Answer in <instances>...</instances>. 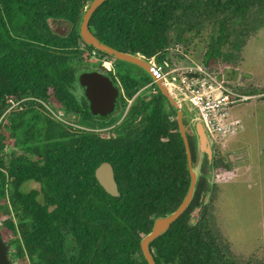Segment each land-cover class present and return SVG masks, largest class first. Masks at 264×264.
Listing matches in <instances>:
<instances>
[{
	"label": "trees",
	"instance_id": "1",
	"mask_svg": "<svg viewBox=\"0 0 264 264\" xmlns=\"http://www.w3.org/2000/svg\"><path fill=\"white\" fill-rule=\"evenodd\" d=\"M91 1L0 0V235L15 264H149L142 236L190 185L176 112L155 84L120 122L152 78L84 42L78 26ZM89 26L115 49L166 68L202 53L212 71L242 62L264 28V0H106ZM94 58L124 89L105 118L91 113L79 83ZM190 147L195 166L191 137ZM103 161L114 167L119 197L95 176ZM212 166L232 168L216 154ZM201 171L186 211L151 244L156 264H234L212 208L207 156ZM27 181L40 188L23 191Z\"/></svg>",
	"mask_w": 264,
	"mask_h": 264
},
{
	"label": "rangeland",
	"instance_id": "2",
	"mask_svg": "<svg viewBox=\"0 0 264 264\" xmlns=\"http://www.w3.org/2000/svg\"><path fill=\"white\" fill-rule=\"evenodd\" d=\"M201 55L187 56V60L173 57V69L200 63ZM98 65V59L94 58L89 67L96 69ZM185 72L186 69H183L167 77V84L175 96L177 92L174 86L182 88L179 79L186 75ZM210 73L224 89L232 92V99H237L226 107L225 116L220 119L223 130L219 131L217 126L211 127L212 133L209 134L214 142L215 154L224 156L227 152L242 149L248 153L246 161L234 160L235 164L228 171L213 169L209 181L216 184L215 196L211 199L212 208L216 210L214 215L219 232L231 241V251L258 253L261 256L258 258L264 259V28L245 48L242 62L237 66L219 67ZM219 93L217 91L216 95ZM132 104L133 100L128 99L120 121ZM184 109L189 120L187 107ZM58 116L67 121L62 111ZM235 120H241V123L234 128L230 125ZM204 159L205 155L198 153L196 165L200 176ZM34 188H40L35 181L22 185L23 191ZM13 256L11 259L15 264Z\"/></svg>",
	"mask_w": 264,
	"mask_h": 264
},
{
	"label": "water",
	"instance_id": "3",
	"mask_svg": "<svg viewBox=\"0 0 264 264\" xmlns=\"http://www.w3.org/2000/svg\"><path fill=\"white\" fill-rule=\"evenodd\" d=\"M105 1L106 0H92L86 5L78 26L81 38L89 47L103 52L112 58L138 65L144 69L154 81H156V85L168 98L169 103L177 114L179 130L186 146L187 164L191 175V181L184 200L175 211L158 217L155 220L152 230L141 241L142 250L149 264H156L154 256L150 250V244L159 236H161L185 212L194 197L196 185L200 176L197 165L194 166L192 162V154L187 136V127L183 121L185 107H187L189 112V122L193 132L196 135L198 153L207 156L210 162V174L208 178H211L214 169L212 166L215 155L214 142L211 135L204 127L203 122L196 109L193 107L188 95L182 92L180 86H174L175 91L177 92L175 96L170 85H168L166 81L159 79L158 75L154 72L146 59L140 55L124 53L115 49L114 47L100 40L91 31L89 26L90 19L98 7L101 6ZM79 83L84 91L85 97L89 102V109L95 117L105 118L116 112L119 107L120 91L108 76L97 71L85 72L80 75ZM233 156V154L230 155V157ZM95 176L107 193L114 197L120 196L119 186L115 178L114 167L109 161H103L99 164L95 170ZM209 197L210 192L207 194L206 201H208ZM9 250V245L0 235V264H12L9 256Z\"/></svg>",
	"mask_w": 264,
	"mask_h": 264
},
{
	"label": "built area",
	"instance_id": "4",
	"mask_svg": "<svg viewBox=\"0 0 264 264\" xmlns=\"http://www.w3.org/2000/svg\"><path fill=\"white\" fill-rule=\"evenodd\" d=\"M143 58L146 59L148 64L158 75L159 79L166 82L168 81L167 77L169 75H173L177 71L186 69V75L179 79V84L182 85V91L184 90V93L188 95L193 107L196 109L208 132L212 133L211 127L214 126H217L219 131L223 130V127H220V119L225 116L224 111L226 107L235 103L234 100L237 99H232V92L229 93L228 90L223 88L221 83L211 77L212 74L209 69L204 67L203 64L197 62L187 67L182 66L175 69H173L175 66H173V63L166 68L164 65L158 64L155 57L147 59L143 56ZM174 79L176 80V78ZM217 91L220 92L219 95H216ZM240 123L241 120H235L230 126L235 128V126Z\"/></svg>",
	"mask_w": 264,
	"mask_h": 264
},
{
	"label": "flooded vegetation",
	"instance_id": "5",
	"mask_svg": "<svg viewBox=\"0 0 264 264\" xmlns=\"http://www.w3.org/2000/svg\"><path fill=\"white\" fill-rule=\"evenodd\" d=\"M140 55V54H139ZM141 57H143L142 55H140ZM179 59V58H178ZM187 60V59H186ZM113 65L114 66H116L117 65V62L116 61H114V63H113ZM138 66V65H137ZM144 70V69H143ZM94 71H97V72H100V73H103L104 75H106V76H108L111 80H112V82L114 83V85L116 86V87H118L119 88V91H120V94H119V104H121V96L123 95V93H124V89H122V87L119 85V82H118V78L117 77H114L113 75H110L109 73H107V72H105V71H103L102 69H101V67H98V68H96V69H91V70H89V71H85V72H94ZM145 71V70H144ZM85 72H82V73H85ZM82 73H80V75L82 74ZM149 75V74H148ZM150 76V75H149ZM151 77V76H150ZM152 78V77H151ZM154 84L156 85V81H154L153 79H152V82H150V83H148L147 85H145L144 87H142V88H140L137 92H136V94L132 97V98H130V100H133V104L136 102V100L139 98V97H141L142 96V94H148V92L149 93H151V92H153V93H156L157 92V89L156 88H151V87H153L154 86ZM157 86V85H156ZM158 87V86H157ZM151 89V90H150ZM159 89V88H158ZM160 90V89H159ZM167 98V97H166ZM128 102V101H127ZM132 104V105H133ZM131 105V106H132ZM120 106V105H119ZM127 106V105H126ZM130 106V107H131ZM126 108V107H125ZM172 108V106H171V104L169 103V101H168V98H167V103H166V105H165V109L167 110V111H169L170 109ZM173 109V108H172ZM124 111H125V109H124ZM128 111H129V109H128ZM128 111H127V113H128ZM120 111H118L117 112V114L119 113ZM127 113H126V115H127ZM126 118V116L124 117V118H122V121L124 120ZM171 119L172 120H174V119H176L177 120V123H178V118H177V114L175 113V115H173V116H171ZM183 121H184V124H185V126L187 127V136H188V141H189V146H190V137L193 139V144H194V147H195V150H196V152H195V159L197 158V161H198V148H197V140H196V135H195V133L193 132V130H192V127H191V124H190V122H189V120L187 119V117H186V115H184V119H183ZM121 122V121H120ZM178 132L180 133V130H179V123H178ZM181 134V133H180ZM182 136V135H181ZM184 140V139H183ZM185 143V142H184ZM186 147V146H185ZM190 150H191V147H190ZM187 153V152H186ZM191 154H192V151H191ZM234 155L233 157H230V155ZM248 155V153L244 150V149H242V150H239V151H235V152H227V153H225V158H226V161H228V162H230L231 163V165H232V167H233V165L235 164V161L234 160H236V161H246V159H247V156ZM192 162H193V154H192ZM195 162V161H194ZM193 162V163H194ZM203 163H204V161H203ZM202 168H203V164L201 165V170H202ZM202 172V171H201ZM201 176H202V173H201ZM201 176H199V179H200V177ZM198 179V180H199ZM186 211V210H185ZM169 214V213H168ZM167 215V214H166ZM157 219V218H156ZM155 219V220H156ZM179 219V218H178ZM154 223H155V221H154ZM153 226H154V224H153ZM153 228V227H152ZM152 230V229H151ZM147 234H145V235H143L142 236V239L146 236ZM142 241V240H141ZM155 241V240H154ZM153 241V242H154ZM152 242V243H153ZM151 243V244H152ZM151 244H150V250H151V252H152V254H153V251H152V248H151ZM141 248H142V246H141ZM9 249H11L10 248V246H9ZM144 253V252H143ZM261 254V253H260ZM11 255H13V254H11ZM154 256V255H153ZM230 260H231V262L232 263H234V264H264V259H259L258 257H261L260 255H258V253H245V252H239V253H234L233 251H231L230 249H229V252L227 253V255H226ZM14 258V257H13ZM11 261H12V259H11ZM12 264H14L13 263V261H12Z\"/></svg>",
	"mask_w": 264,
	"mask_h": 264
}]
</instances>
